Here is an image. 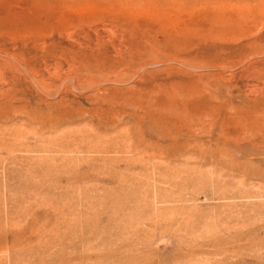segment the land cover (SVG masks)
Masks as SVG:
<instances>
[{"label":"rangeland","instance_id":"rangeland-1","mask_svg":"<svg viewBox=\"0 0 264 264\" xmlns=\"http://www.w3.org/2000/svg\"><path fill=\"white\" fill-rule=\"evenodd\" d=\"M0 264H264V0H0Z\"/></svg>","mask_w":264,"mask_h":264},{"label":"bare ground","instance_id":"bare-ground-1","mask_svg":"<svg viewBox=\"0 0 264 264\" xmlns=\"http://www.w3.org/2000/svg\"><path fill=\"white\" fill-rule=\"evenodd\" d=\"M249 128V127H248ZM250 129V128H249ZM247 130V129H246ZM251 130V129H250ZM245 131V130H244ZM247 132V131H246Z\"/></svg>","mask_w":264,"mask_h":264}]
</instances>
